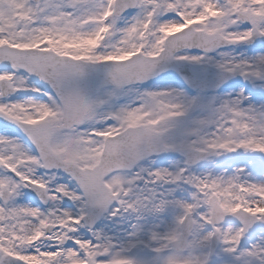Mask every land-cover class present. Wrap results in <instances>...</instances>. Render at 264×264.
I'll use <instances>...</instances> for the list:
<instances>
[{
  "label": "snow or ice",
  "instance_id": "6c2138e0",
  "mask_svg": "<svg viewBox=\"0 0 264 264\" xmlns=\"http://www.w3.org/2000/svg\"><path fill=\"white\" fill-rule=\"evenodd\" d=\"M0 264H264V0H0Z\"/></svg>",
  "mask_w": 264,
  "mask_h": 264
}]
</instances>
